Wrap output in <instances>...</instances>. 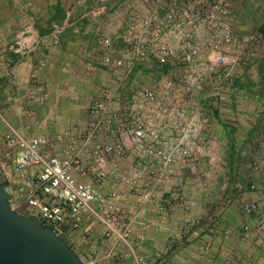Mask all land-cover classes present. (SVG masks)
Masks as SVG:
<instances>
[{
    "label": "built area",
    "instance_id": "2783aa9c",
    "mask_svg": "<svg viewBox=\"0 0 264 264\" xmlns=\"http://www.w3.org/2000/svg\"><path fill=\"white\" fill-rule=\"evenodd\" d=\"M143 5L126 27L118 53L112 39L103 41L104 64L115 74V85L102 88L86 128L70 138L64 158L44 154L49 139L6 136L21 150L15 170L25 179L21 191L30 215L55 226L60 235L68 228L84 231L92 241L89 223L95 220L104 238L132 245L135 218L119 203L128 192H135L142 213L159 200L160 190L171 194L156 207L160 218L190 212L191 203L174 192L176 177L184 167L199 174L206 157L211 165L218 162L211 154L214 109L234 89L239 70L259 60L251 38L238 34L233 7L223 0H143ZM38 45L30 20L11 49L25 57ZM262 151L264 129L249 156L254 173L264 172ZM32 168L39 170L34 177ZM75 173L91 182L77 181ZM199 177L207 188L205 176ZM103 186L111 189L103 192ZM260 190L257 184L249 186V191ZM238 191L243 195L242 187ZM242 209L264 217L259 202H245ZM251 230L243 226L245 233ZM136 264L169 263L156 254L137 256Z\"/></svg>",
    "mask_w": 264,
    "mask_h": 264
},
{
    "label": "crops",
    "instance_id": "0c3cea01",
    "mask_svg": "<svg viewBox=\"0 0 264 264\" xmlns=\"http://www.w3.org/2000/svg\"><path fill=\"white\" fill-rule=\"evenodd\" d=\"M143 10V0H0V180L24 213L32 210L21 191L25 179L15 170L21 150L6 136L49 139L52 144L44 154L64 158L70 138L86 128L88 111L102 88L115 85V74L104 64L103 41L112 39L118 53L126 27ZM30 20L35 22L39 45L24 57L11 47ZM213 124H229L233 132H222L219 147L212 138L211 153H218L216 166L207 157L199 163V174L205 176L208 187L203 188L199 174L187 167L179 171L173 187L192 210L160 218L157 205L171 198L167 190H160L159 200L142 213L135 192H128L119 203L135 218L132 245L104 238L103 226L95 220L89 223L92 241L84 231L65 228L64 238L83 261L136 264L137 256L162 254L169 264H264L263 213L247 215L242 209L245 202H259L264 212V172L254 173L249 166L257 138L253 140V133L238 134V122L219 124L215 119ZM260 124L255 127L256 137L264 129V122ZM260 154L264 157V151ZM38 171L32 168L29 173L34 177ZM75 177L91 182L77 173ZM251 184L261 190L249 191ZM241 187L243 195L238 191ZM110 189L101 188L103 192ZM246 224L251 233L243 231ZM213 226L216 231L210 232ZM112 252L117 256L112 257Z\"/></svg>",
    "mask_w": 264,
    "mask_h": 264
},
{
    "label": "rangeland",
    "instance_id": "374dc122",
    "mask_svg": "<svg viewBox=\"0 0 264 264\" xmlns=\"http://www.w3.org/2000/svg\"><path fill=\"white\" fill-rule=\"evenodd\" d=\"M229 2L233 5L236 14L238 23L236 29L238 34L244 38H251L252 46L257 50L259 60L253 65L239 70V79L245 84V89L235 88L224 94L225 97L220 102L221 106L219 107V124L222 120L225 122H238V134L246 135L253 133L252 137L254 140V138H257L255 127L262 126L263 124L260 123L264 122V97L257 96L260 86L256 66L264 59V0H229ZM218 126V124H213L212 128L215 139L213 142H215L217 147L220 146L218 138L222 137V132L226 134L230 131L224 125ZM219 131L221 132L218 136ZM232 132L230 131V133ZM214 151V154H211L217 157L218 153ZM218 162L213 166H216ZM10 201L14 210L19 211L22 215H26V213L17 207L14 201Z\"/></svg>",
    "mask_w": 264,
    "mask_h": 264
},
{
    "label": "water",
    "instance_id": "95a60500",
    "mask_svg": "<svg viewBox=\"0 0 264 264\" xmlns=\"http://www.w3.org/2000/svg\"><path fill=\"white\" fill-rule=\"evenodd\" d=\"M0 264H87L56 231L14 210L0 180Z\"/></svg>",
    "mask_w": 264,
    "mask_h": 264
},
{
    "label": "trees",
    "instance_id": "16d2710c",
    "mask_svg": "<svg viewBox=\"0 0 264 264\" xmlns=\"http://www.w3.org/2000/svg\"><path fill=\"white\" fill-rule=\"evenodd\" d=\"M257 71H258V74H259V86H260V90H258V93H257V96L258 97H264V59H262L257 65ZM233 88L235 89H237V88H239V89H245V84L244 83H242L241 82V80L240 79H236L235 80V82H234V85H233ZM219 110H217V109H214V113H215V119H218L219 120ZM230 125L228 124V125H226V128H228V129H230V127H229ZM3 185H4V183H3ZM5 186V185H4ZM6 187V186H5ZM17 211V210H16ZM25 217H27V218H33V219H36V217H34V216H32V215H30V214H26V215H24ZM41 222L45 225V226H48V227H51V228H53V229H55V230H57L56 229V227L55 226H53V225H51V224H49V223H47V222H45V221H43V220H41ZM57 233H58V231H57ZM59 234V233H58ZM59 236L61 237V238H63L64 239V241L68 244V242L66 241V239L64 238V235H60L59 234ZM68 246L73 250V248L68 244ZM74 251V250H73ZM75 252V251H74ZM76 253V252H75Z\"/></svg>",
    "mask_w": 264,
    "mask_h": 264
}]
</instances>
